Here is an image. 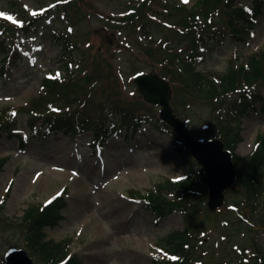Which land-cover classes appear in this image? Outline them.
<instances>
[{
    "label": "rangeland",
    "instance_id": "1",
    "mask_svg": "<svg viewBox=\"0 0 264 264\" xmlns=\"http://www.w3.org/2000/svg\"><path fill=\"white\" fill-rule=\"evenodd\" d=\"M202 1L0 0V34L6 43V50L0 49V109L27 104L44 93L45 77L61 73L78 91L93 81L84 89L88 99L92 94L88 110L93 115H108V108L116 114L113 109L120 104L159 118L161 106L143 98L134 81L137 74L149 73L172 81L173 113L185 121L189 134L203 140L239 132L235 156L250 155L264 137L262 104L257 105L259 112L234 115L223 127L220 121L233 110L234 99L214 101L213 106L207 92L198 93L196 75L187 67L189 49L199 34L205 35L203 43L218 37L221 29L231 32L227 14L212 22L213 10L199 9ZM256 18L249 41L230 37L209 47L199 71L209 74L210 82L257 85L237 71L248 56L264 50L262 8ZM66 40L73 53L65 60L61 53ZM93 84L103 92H92ZM257 87L264 93V82ZM27 121L28 116L20 115L21 137L0 138V264H9L5 253L14 247L26 250L31 264H48L26 241L21 224L28 209L60 193L67 194L64 219L46 229L47 239L66 241L82 264H156L159 243L176 230L194 235L191 243L197 246L200 264L259 262L249 252L255 242L264 245V201L248 206L238 182L226 190L225 204L217 211L209 208L208 188L201 186L205 194L198 200L205 202L191 209L190 220L179 210L158 218L146 209L141 198L146 191L200 169L177 142L176 136L182 139L178 134L148 124L131 140L112 137L94 151L90 133L35 139Z\"/></svg>",
    "mask_w": 264,
    "mask_h": 264
},
{
    "label": "trees",
    "instance_id": "2",
    "mask_svg": "<svg viewBox=\"0 0 264 264\" xmlns=\"http://www.w3.org/2000/svg\"><path fill=\"white\" fill-rule=\"evenodd\" d=\"M145 2L146 0L143 4ZM250 5L252 6L250 7ZM261 6L264 7V0H252L249 5L238 3L236 0H203L199 9L202 11L213 10L211 12L218 11V16L223 13L227 14L231 36H241V34L245 35L251 31L250 24L253 22L251 15L254 11L261 10ZM130 18L133 19V16ZM220 34L226 36L227 31L221 30ZM1 37L0 34V49L6 50V43ZM211 38L215 39V37ZM65 42H67V45L64 46L63 56L68 57L72 53L73 47L70 46L68 41ZM248 61L247 65L242 63L237 71L248 75L247 83L252 85L253 82L259 86L261 82H264V50L250 56ZM187 62L188 70L196 75L194 81L198 85V93L201 95L203 92H207L209 94L208 98L212 99L213 106L216 105L214 101L222 103L229 97L234 99L233 110H227V117L220 121L221 126L228 125V118L234 115L243 116L249 110H255L258 104H264V94L259 93L257 85L252 88H242L243 86H236V83L228 80L219 85L214 81L210 82L209 75L198 73L193 62L190 61V57L187 58ZM232 68L230 71H232ZM95 72L99 73L98 75L101 73L100 70H95ZM69 82L67 79L61 82L60 80H46V87L49 88L47 94L30 100L27 105L0 109V138L4 135H16L14 131L18 127V116L21 113L29 115L28 124L35 134L41 132L39 123L45 126L47 132L64 131V133L71 136L88 132L92 136L94 146H102L108 137L117 134L120 130L126 132V138L131 137V135L137 134L138 128L145 124H151L152 129H162L165 132H171V134L175 133L174 129L163 120L154 117L150 112L130 110L120 104H116L113 109L116 114L108 108V115H93L88 110L91 108V106L89 108V105L92 94L88 99L86 97L87 91L84 90L86 87H90L93 81L89 80L90 83L82 87L83 91L75 90L74 87L70 88L69 85L72 81ZM99 86L103 87L101 84ZM95 88L96 86L93 84V89L90 90L95 93L103 92L101 88L99 91H96ZM55 102L59 103L58 105L66 104L65 106L69 108H63L62 111L53 110V106L50 108V104ZM73 103H77V106L73 107ZM152 119L154 120L151 121ZM227 127L231 128V126ZM235 133L234 136V133L228 131L227 134L222 136L233 151H235V145L242 139L239 132ZM175 135L177 134L175 133ZM176 138L181 140L177 136ZM256 147L251 155L242 158L235 157V165L238 169L237 186L246 193V199L250 203H248V206L251 208L253 206L258 207L260 202L264 201V137L257 142ZM201 186L203 185L198 180L197 172L193 171L191 175L181 180L166 179L164 182L157 184L154 189L142 195V199L144 204L157 215L163 216L180 209L189 220L192 216L191 209L200 204L201 201L205 202L204 199H200V201L196 198L202 193L205 194L202 192ZM66 205L67 198L64 196L57 197L50 204L32 206L31 209L26 211V215L22 220L21 225L24 226L22 231L27 237L26 241L48 264H82L76 256L68 255L69 251H66L65 242L56 243L51 239H47L46 229L55 227L64 219L63 212ZM193 236L189 230H176L168 234L160 243L164 247L165 256H157L158 263L198 264L195 252L197 246L191 243ZM250 253L258 259L257 264H264V245L255 242Z\"/></svg>",
    "mask_w": 264,
    "mask_h": 264
},
{
    "label": "water",
    "instance_id": "3",
    "mask_svg": "<svg viewBox=\"0 0 264 264\" xmlns=\"http://www.w3.org/2000/svg\"><path fill=\"white\" fill-rule=\"evenodd\" d=\"M138 87L146 100L162 105L161 118L171 124L186 140L188 149L195 158L202 164V180L208 182L210 187V208L216 209L223 203L224 191L233 182L236 175L231 152L225 150L224 144L219 139L201 142L189 135L181 118H177L170 106L169 83L158 76L139 75L136 78ZM207 172V175L204 173ZM10 264H31L27 253L23 250H11L7 253Z\"/></svg>",
    "mask_w": 264,
    "mask_h": 264
},
{
    "label": "snow or ice",
    "instance_id": "4",
    "mask_svg": "<svg viewBox=\"0 0 264 264\" xmlns=\"http://www.w3.org/2000/svg\"><path fill=\"white\" fill-rule=\"evenodd\" d=\"M187 2V0H185V3ZM0 15H2V13H0ZM33 15H35V13H33ZM8 19H12V17H7ZM15 22V21H14Z\"/></svg>",
    "mask_w": 264,
    "mask_h": 264
}]
</instances>
